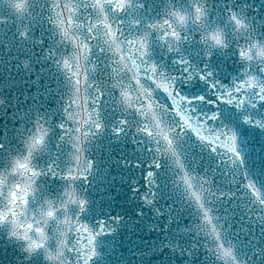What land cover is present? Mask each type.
Masks as SVG:
<instances>
[{
	"label": "snow or ice",
	"instance_id": "obj_1",
	"mask_svg": "<svg viewBox=\"0 0 264 264\" xmlns=\"http://www.w3.org/2000/svg\"><path fill=\"white\" fill-rule=\"evenodd\" d=\"M0 264H264V0H0Z\"/></svg>",
	"mask_w": 264,
	"mask_h": 264
}]
</instances>
